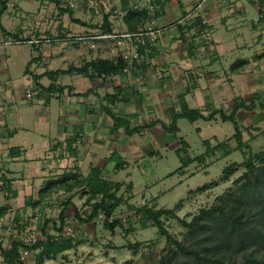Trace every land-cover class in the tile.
I'll use <instances>...</instances> for the list:
<instances>
[{"label":"crops","instance_id":"crops-1","mask_svg":"<svg viewBox=\"0 0 264 264\" xmlns=\"http://www.w3.org/2000/svg\"><path fill=\"white\" fill-rule=\"evenodd\" d=\"M181 2L182 4L177 0L176 4L174 0H170L163 14L148 23L147 26L161 29L157 44L148 50V61L134 62V65L123 73L96 77L93 80L78 73L61 74L56 82L71 85L73 93L48 92L44 88L51 83L47 75L40 79L43 87L35 83L34 79V86H28L23 79V76L27 78L32 76L25 71L28 62L33 59L30 70L41 74L46 70L66 69L70 65L81 66L85 61L96 57L113 59L116 54L110 40L96 42V49L92 46V48L88 47L87 42L91 40L77 44L67 41L45 42L39 47L33 46L34 49L39 50V53H35L31 59L26 58V67L19 79H14L10 74L8 60L11 57H9L8 48L4 51L0 50V198H3L0 206L8 203L11 205V211L15 207L12 203L14 198L21 197L22 193L28 190V186L25 185L27 181H31L33 185L30 187V193L25 192L22 196L25 198L33 196L37 185L44 183L46 177L58 176L65 169H71L75 165L80 166L81 172L85 175L89 173L92 166L104 167L106 178L123 184L120 191L124 189L123 193L126 197L124 204L130 205L129 199L133 198L136 193L134 191L138 190L135 189V182L132 179L130 158L141 166L143 164L141 161L146 155L158 156L167 146L178 154L176 157H171L173 163L179 160L180 165L169 171L166 177L171 175L170 179H173L177 172H183L184 179L187 178L185 173L196 159L187 164L188 159L194 157L189 155V148L192 145L182 133L180 125L182 118L185 117L178 118L176 134L167 131L163 124L171 123L173 114L181 112L183 102H186L190 108H198L204 114H209L215 108L230 109L235 96H245V94H239L238 85L241 81L239 77H242L245 67L251 64L259 65L261 59L256 56L260 53L254 55L257 59L255 62L250 61V57L238 58V60L246 59L249 63L240 70L232 71V65L237 61V59L233 60L236 49L228 47L226 53L221 52L222 42L219 41V37L215 39L211 37L215 27L218 28V33L221 31L211 21L216 22L221 17L224 18L222 22L226 27L241 25L243 28L245 25L241 24L242 20L253 15L254 19L251 23L253 35L261 37L264 32L262 31L264 30V7L262 14L261 6L256 0H181ZM249 3L254 7H248ZM199 4H201L200 7ZM184 11L187 12L186 15ZM256 12L259 15L258 18L254 15ZM161 19L164 20L161 22ZM183 26L186 27L183 28ZM207 31L209 33L206 34L208 39L205 42L206 46L199 49L200 53H195V45L189 42L190 39H203L204 35L201 34ZM23 34L22 32L20 37ZM46 34L55 35L51 32ZM10 36L5 37L4 32L0 31V49L3 46L2 41L5 43ZM102 46L103 48L100 49ZM74 59L77 62H74ZM67 75L69 78L62 83L61 77ZM77 75L90 80V84L84 85L86 87L82 89L83 91L78 90L74 82ZM89 88H93L89 95H75ZM16 89L21 93L20 99L15 94ZM8 92L11 95L10 98H8ZM115 93L118 95L116 102L113 103L111 100L101 102L104 96ZM228 95H232L230 100H226ZM228 102L229 105L226 106ZM105 108H111L115 115L125 118L131 128L140 126V130L129 134L127 124L116 126L114 118L106 112ZM242 114L243 110L239 111L240 117ZM198 120L213 119L200 118L190 121ZM200 128V126L197 127V131ZM181 139L184 141L180 142ZM214 139H218L215 134L211 139L202 140L205 149L201 150L199 156H204L208 151L206 142H209L214 151L226 142L213 144ZM43 140L50 145L53 143L52 146L55 149L53 157L52 153L50 154L52 148L50 150L49 147L50 151H45L50 145L45 147V157L41 151H34L39 147L38 144L41 146L44 144ZM28 152L29 156L26 155ZM114 154L117 158H114ZM42 159H48V161L43 162ZM118 160L125 162V167L119 170L116 169ZM162 165L171 167L167 162H162ZM38 167L40 173L32 174ZM122 171H127L126 177L116 180L114 176ZM5 177L12 179L10 188L3 186ZM128 184H132V188H128ZM171 184L177 187L180 183L175 178ZM151 188L147 186L145 194L153 196L155 201L159 200L160 194L150 195ZM14 192L17 193L16 197L6 199L5 196L12 195ZM72 194H74L72 202L85 217L84 210L87 213L91 211V206L85 204L87 195L76 190ZM78 194L81 195L80 200L84 201L82 210L73 199ZM120 195L124 194L121 192ZM120 207L122 206L120 205L117 210ZM70 208L74 210L73 206H70L66 214ZM95 221L85 224L95 223ZM0 241H2L1 238Z\"/></svg>","mask_w":264,"mask_h":264},{"label":"rangeland","instance_id":"rangeland-1","mask_svg":"<svg viewBox=\"0 0 264 264\" xmlns=\"http://www.w3.org/2000/svg\"><path fill=\"white\" fill-rule=\"evenodd\" d=\"M59 1L61 2L62 8H66L67 6L71 7L74 11L73 16L85 22L86 25H83L81 22L78 23L73 21L69 13H61L57 3L51 0H7L8 8L3 15L0 16V31L4 28L14 34L21 30L25 37L40 36L42 38L46 37L47 32L57 35L59 31H64L65 29L71 34L94 33L97 30L90 28L89 25L102 23L105 12L113 7L120 9L121 6L120 0ZM137 2L142 5L148 3L147 0H138ZM174 2L177 4V0H174ZM249 4L248 7L253 6ZM254 15L255 18L259 16L257 12ZM112 19L114 23L117 24L116 29L120 30L123 28L124 23L121 18V13L117 14V16H112ZM253 19V15H250L248 19L242 20L241 24L245 25L243 28L241 25H239V27H236V25H229V27H226L222 22L224 18L221 17L216 22H214V20L211 21L217 25L221 31L218 33V28L215 27L213 34L211 33V37H214V39L219 37V41L222 42V53H226L228 47H234L236 49L233 56L234 61L236 59L238 61V58L250 57L251 59L249 60L255 62L257 59L254 55L264 52V32L261 37L255 34L253 35L251 28ZM163 20L164 19H161V22ZM207 33H209V31L202 32L201 35H204V37H202L203 39L194 40V38L192 39L190 37V41L188 40L191 44L195 45V53H200L199 49L205 45V42L208 40L206 39ZM23 36L21 37L23 38ZM15 39L16 38L11 35L8 41H13ZM221 42H219V44ZM46 43L52 42L47 41ZM4 44L5 43L2 41L1 45L3 46H1L0 50L4 51L8 48L9 57L12 58V60L11 58L8 60L10 74L14 79H19L24 73L27 64L26 58H33L35 53H39V50L34 49L33 45L29 42H13L8 46H4ZM87 45L89 48H92V41H88ZM154 45H151L149 48ZM244 45H247V47H244ZM257 45L258 47H255ZM101 48H103V46L100 47V49ZM104 49L106 48L104 47ZM141 49L140 47L139 51L142 59L148 61L149 49L144 48L145 50L143 53H141ZM188 54L191 53L188 52ZM95 55L97 54L95 53ZM6 58H8V56H6ZM76 59H74V62ZM241 76L242 77H239L241 81L238 88H240L239 94H245V96L243 95L242 97L249 99L250 95L254 92L264 94V57L259 61V65L251 64L245 67ZM68 78V75L63 76V78L61 77V82H66ZM23 79L28 86H34L32 76L28 78L23 76ZM74 82L78 90H84V87H86L84 85L90 84L89 78L82 75H77ZM9 90H11V88H9ZM15 94L19 96L18 99H20L21 93L18 89L15 90ZM8 96V98L11 97L9 92ZM231 96L232 95H228L226 100H230ZM256 103L257 105L254 110L243 111L241 115L244 140L247 145L240 149L237 147L236 140L231 137L235 133L233 122L224 121L220 114H216L211 121L198 120L197 122H191L187 118H182L180 122L182 133L189 139L192 145L189 148V155L191 157L199 156L201 150L205 149L202 140L211 139L214 134L218 136V139L212 140L213 144H219L221 141L226 142L215 151L214 149L206 151L204 157H197L196 162H194L185 173V175H187L186 179H184L183 172H177L173 179H170L171 175L170 177H166L169 171L174 170L180 165L179 160L176 161L177 163H173L171 157H176L178 154H175L169 146L165 147L162 153H157V155L159 154L158 156L146 155L141 161L143 163L141 166H138V164L134 163V160L130 158L132 164L130 171H132V179L136 186L135 189L138 190L134 191V193L136 192L134 197L129 199L130 205L124 204L126 202L125 193H123L124 189L118 193L119 195L121 192L124 194L123 203L121 204L122 207H120L113 216V219L116 217L120 218L122 225L118 226L115 231L112 232L110 229L104 227L105 216L99 217L95 223H81L75 218L74 210L70 208L66 214L67 224L71 226L73 230L70 236L74 240L81 241V243L76 248L67 251V259L59 254L55 259H46L43 264H64L65 262H69V264H162V258L173 245L171 246L168 244L166 237L160 234L158 227L153 225L151 219L146 218L142 213L138 212V207L145 203H149L150 205H156L157 208H170L174 207L182 199L183 203L176 212L180 217L191 220L195 214L199 213L201 208H208L212 205L221 203L222 197L226 198L231 192L237 191L239 194L248 193V187L245 186L252 177L249 176L250 178L240 181L237 184L234 183V179L246 171L244 161L247 159L248 154L264 151V107L259 104L258 99ZM225 105H229V102ZM199 126L201 128L197 131V127ZM171 139H173V137H171ZM230 139L232 140L229 141ZM43 141H45L44 144L42 146L38 144L39 147L34 151H41V153H44L45 157L46 152L50 151L52 148L53 152L51 151L50 154L52 153L51 156L53 157L55 150L52 146L53 143L50 145L46 140ZM45 147L47 150H45ZM49 147L50 150L48 149ZM44 150L46 152H44ZM227 150L230 151L229 154H226ZM29 154V152L28 154L26 153L27 156H29ZM42 161L47 162L48 159H42ZM162 162L169 163L171 167L162 165ZM58 163L60 164V161H58ZM231 163L238 164L237 169L236 172L226 180L223 178L224 169ZM263 165L264 159L256 160L255 171L260 172ZM75 166L80 167L78 165ZM126 172L127 171H122L116 174L114 178L116 180L124 179V177H126ZM38 173H40L39 167L32 172L34 175ZM163 176L165 177L163 178ZM48 178L49 177H46L45 180ZM168 178L169 180H167ZM175 178L178 179L180 183L177 187L171 184ZM30 182L31 181H27L25 183V185L28 186V190L25 191L27 193H30V187L33 185L32 182ZM41 184L37 185L38 187L35 189L33 196L27 198L22 197L24 192L21 197L14 198L15 200H13L12 203L15 207L9 211L5 217L0 219V238L5 247L9 246L11 240L17 238L19 233L26 232V230L30 229L41 230V226L47 218L58 221V215L62 209V201L66 200L69 196H74V194H72L73 192L66 193L60 191L54 193L48 200V203H46L44 210L41 211L40 205L35 207L33 203H30L32 199L36 201L39 198L37 194L42 186ZM147 186H149V188L152 187L150 195L160 194L159 200L155 201L152 198L153 196L151 197L145 194ZM145 196L147 198H145ZM244 196L245 195L242 197V211L246 212L250 209H260V206L254 198H246ZM80 198L81 195L78 194L73 199L78 208L81 207L82 210V203L84 201H81ZM2 200L3 198L1 197L0 204ZM84 213L87 215L89 212L87 213V211L84 210ZM16 218H19L22 222H20V220L16 222ZM164 224L176 239L190 246L198 247V240L200 237L190 234L187 227L180 223L177 218L165 216ZM48 229L51 230V233L55 232L52 223H49ZM130 243L132 246L129 245ZM36 254L37 253L33 252L23 260H25L27 264H37ZM0 264H17V262L6 259L4 254L0 252ZM175 264L191 263L188 262L186 256H181Z\"/></svg>","mask_w":264,"mask_h":264},{"label":"trees","instance_id":"trees-1","mask_svg":"<svg viewBox=\"0 0 264 264\" xmlns=\"http://www.w3.org/2000/svg\"><path fill=\"white\" fill-rule=\"evenodd\" d=\"M51 1L57 3L61 13H69L73 21L78 23L81 22L83 25H86L85 22L73 16L74 11L71 7L67 6L66 8H62L59 0ZM178 1L182 4L181 0ZM256 1L261 6L260 13L263 14L264 0ZM168 2H170V0H150V4L156 8L155 14H152L147 5L139 4L135 6L130 0H120V9L116 7L109 9L104 13L102 23L89 25L90 28L97 30V33L86 32V34H71L65 29L64 31H59L57 35H46V37H41V42L39 44L32 45L34 47H39L45 44L48 39L50 42L67 41L74 44L85 40H91L94 41V43L99 42L100 39L94 36L98 33L113 32L115 23L112 16H117L119 13H121V18L124 23L123 29L129 32H139L143 28H146L149 22H152L163 14L164 8ZM7 8V0H0V16L3 15ZM186 14L187 12L184 11V15ZM260 19H262V17ZM184 27L186 26H183V28ZM2 31L6 36L13 35L16 38L15 40L21 42H26L31 37H20L22 34L20 30L14 34L4 28H2ZM150 46L151 45H149V47ZM141 48V53H143L145 47L141 46ZM256 57L260 59L263 58L264 52ZM32 63L33 59L27 64L26 73H31L35 83L41 87H43V85L40 79L44 75H47L51 79V83L44 88L50 93H64L65 91L73 93V87L71 85H63L56 82L61 74L78 73L88 76L93 80L96 77H107L113 74L123 73L127 68L134 65V62L130 63L119 55L113 59L96 57L85 61L81 66L70 65L66 69L46 70L44 73L36 74L30 70ZM248 63L249 61L246 59H239L232 65L231 69L232 71L240 70ZM92 91L93 88H89L85 92L75 93V95L86 96ZM28 92L30 93V90H28ZM117 99V93L112 95L109 94L101 98V102L104 103L105 100H111L114 103ZM257 99L259 100V104L264 107V94L254 92L250 95L249 99L242 96H235L230 109L215 108L209 114H204L198 108H190L186 102H183L181 112H175L172 116L171 123L169 125H163L167 131L176 134L178 132L177 120L179 117H185L191 121L200 118L210 120L216 114H220L224 121L233 122L235 126L233 138L236 140L237 147L240 149L245 147L247 143L244 140L243 126L241 117L238 113L242 110H254L257 105ZM105 110L114 118L116 126L128 123L125 118L115 115L111 108H105ZM140 128V126L131 128L127 124V132L129 134L139 131ZM179 141L183 142L184 140L181 139ZM206 145L208 150H210L211 146L209 142H206ZM227 151L226 154H229L230 151ZM113 156L114 158L116 157L115 154ZM197 157L202 158L204 156ZM197 157L188 159L187 164L197 159ZM263 159L264 151L248 154L247 159L244 161L246 171L234 179V183L237 184L251 176V180H249L248 184L245 186L248 187V193L239 194L237 191L231 192L226 198L222 197L221 203L212 205L208 208H201L199 213L195 214L191 220L180 217L176 212L183 203L182 199L178 204L170 208H157L156 205H150L149 203L138 207V212L142 213L146 218L151 219L153 225L158 227L160 234L166 237L168 244L171 246L173 245L162 258V264H175L181 256H186L188 262L191 264H264V165L260 172L255 171L256 160ZM124 163V161L118 160L116 169L119 170L125 167ZM237 165L236 163H231L225 167L223 178L228 180L230 176L236 172ZM11 184L12 179L5 177L3 186L10 188ZM122 185L121 182H115L106 178L104 176V167L99 165L92 166L87 175L81 172L80 167L74 166L71 169L65 170L58 177H49L44 180L43 185L39 189V198L36 201L30 202L33 203V206L36 207L40 205V210L43 211L46 203H48V200L54 193L60 191L70 193L77 190V192L81 191L87 195L85 204L91 206V211L83 217L80 210H78L72 202V196H70L61 203L62 209L58 215V221L52 218L45 219L41 226V230L44 234L43 238L33 244L27 245L21 241L19 238L20 234H18V237L11 240L10 245L7 247L0 241V252L4 254L6 259L14 260L17 264H27L25 260L21 259V250L23 248H28L31 253H37V264H43L46 259H55L59 254L67 259L66 252L76 248L81 243V241L74 240L70 235L65 233L66 227H68L66 216L67 208L73 206L75 218L81 223L94 222L100 215L105 216L104 227L114 232L118 226L122 225L121 219L118 217L110 221V217L114 216L117 208L123 203V196L118 194ZM131 185L132 184H128V188H132ZM243 195H245L244 197L246 198H254L260 206V209H250L246 212L242 211L241 205L243 202ZM16 196L17 193L14 192L12 195H7L5 197L9 200ZM10 209L11 205L8 203L1 205L0 219L5 217ZM165 216L177 218L180 223L187 227L190 234L200 237L198 240V247L190 246L176 239L165 227ZM15 220L19 222L20 219L16 218ZM20 222L22 221L20 220ZM49 223H52L55 232H50L51 230L48 229ZM129 245L132 246L131 243ZM64 264H69V262H65Z\"/></svg>","mask_w":264,"mask_h":264},{"label":"built area","instance_id":"built-area-1","mask_svg":"<svg viewBox=\"0 0 264 264\" xmlns=\"http://www.w3.org/2000/svg\"><path fill=\"white\" fill-rule=\"evenodd\" d=\"M138 0H131L132 3L135 4V6H138L139 3L137 2ZM147 5L152 14H155L156 8L150 4V0H147ZM201 4H199V7ZM116 25L114 26V31L110 33H98L94 37L100 40H110L113 43L114 46V52L116 56H122L125 60H127L130 63L133 62H142V57L140 54V47H145L146 49H149V45H154L160 36L161 29L156 28L154 26H146V28H143L139 32H129L126 29L121 28L120 30L116 29ZM97 33V32H95ZM86 36V35H85ZM88 38V37H85ZM48 41H50L48 39ZM13 42L20 43L21 41L13 40V41H5L6 45H10ZM30 44H39L41 42V37H34L31 36L28 41ZM92 47H96V43H92ZM133 66V65H132ZM131 66V67H132ZM128 70L130 69L127 68ZM126 69V71H127ZM28 94H30L28 92ZM110 220H113V216H111ZM72 227L68 226L66 227L65 233L68 235H71L72 232ZM20 236L19 238L21 241H23L25 244L30 245L41 238H43L44 234L42 230H35V229H30L26 230V232L19 233ZM18 237V236H17ZM31 254V251L28 248H23L21 250V258L25 259L27 256Z\"/></svg>","mask_w":264,"mask_h":264}]
</instances>
